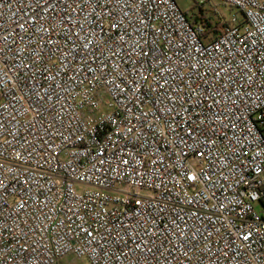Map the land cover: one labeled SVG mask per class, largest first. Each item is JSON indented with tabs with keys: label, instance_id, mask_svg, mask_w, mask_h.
<instances>
[{
	"label": "built area",
	"instance_id": "built-area-1",
	"mask_svg": "<svg viewBox=\"0 0 264 264\" xmlns=\"http://www.w3.org/2000/svg\"><path fill=\"white\" fill-rule=\"evenodd\" d=\"M217 1L208 39L176 0H0V264H264V0Z\"/></svg>",
	"mask_w": 264,
	"mask_h": 264
},
{
	"label": "rangeland",
	"instance_id": "rangeland-1",
	"mask_svg": "<svg viewBox=\"0 0 264 264\" xmlns=\"http://www.w3.org/2000/svg\"><path fill=\"white\" fill-rule=\"evenodd\" d=\"M198 1L200 4L203 1L202 7H195V2ZM179 7L184 12H189V16L191 17V21L197 24L195 21L197 19V15H200L202 12L207 16L213 18L215 22L224 21L230 14L231 8L225 4L218 2L217 0H176ZM194 8V9H193ZM58 264H89L85 259H78L73 255H69L58 262Z\"/></svg>",
	"mask_w": 264,
	"mask_h": 264
},
{
	"label": "trees",
	"instance_id": "trees-1",
	"mask_svg": "<svg viewBox=\"0 0 264 264\" xmlns=\"http://www.w3.org/2000/svg\"><path fill=\"white\" fill-rule=\"evenodd\" d=\"M203 4L204 3L200 4V2L196 1L194 8L200 7V6L202 7ZM231 11H232V9H231ZM184 13L187 16V18L191 21V17L189 16V12H184ZM227 18L222 22H215V20L213 18L207 16L205 13L202 12L200 15H197V19L195 22L197 24L199 23L201 26L204 27V29H205L204 37L205 38L215 39L223 33L224 28L228 25Z\"/></svg>",
	"mask_w": 264,
	"mask_h": 264
}]
</instances>
